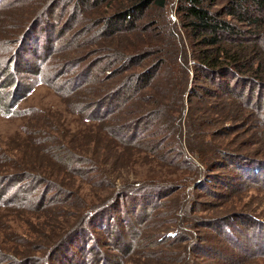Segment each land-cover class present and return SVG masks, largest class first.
<instances>
[{"label": "rangeland", "instance_id": "rangeland-1", "mask_svg": "<svg viewBox=\"0 0 264 264\" xmlns=\"http://www.w3.org/2000/svg\"><path fill=\"white\" fill-rule=\"evenodd\" d=\"M120 2L122 0H104L83 7L80 13L72 16L74 0H0V72L7 61L13 60L11 52L16 53L25 43V34L31 26L28 22L43 12L48 15L47 11L51 10L52 14L47 23L44 22L52 30L36 31V57L33 53L24 55L32 59L36 74H14L21 86H31L30 90L13 98L12 88L0 89V176L26 170L42 178L35 187L34 181V188L30 190L25 183V203L22 205L19 202L21 195H12L17 184L0 196V264H48V249L65 244L70 234L83 224L81 213L87 206L100 204L116 189L128 188L135 182L165 184L173 191L158 198L137 218L123 213L125 220H129H122V217L121 221L116 220L108 233L99 228L84 227L85 233H78L70 244L69 251L76 264H264V125L262 120H256L241 130L218 133L220 127L229 124V121L216 120L219 111L215 106L219 105V99L205 98L204 104L202 100L194 108L197 116L200 113L209 122L211 119L205 126L208 130L205 141H213L222 148L238 147L237 150L250 153L251 158L258 161L250 169L252 177L233 181L232 188L219 186L214 189L216 194H210L195 189L194 181L180 187L188 182H181L180 177L190 174L193 168L189 163V168L186 167L183 156L171 161L167 151L162 156L165 159L170 154L168 162L166 159L163 162L157 154H162L166 148L153 153L143 151L141 159L134 153L136 142L143 145L147 139L148 146L152 144V139H148L151 136L125 144L127 151L113 154L107 164L98 163V174L89 173L88 181L75 176L72 170H61V162L72 159L69 152L89 156L92 150L89 140L99 133L104 134V125L111 123L103 121L96 127L86 120L89 109H85L87 112L81 109L114 88L124 74L139 73L163 58L156 51V40L163 36L162 28L157 24H161V20L166 22L167 15L175 17L174 0H168L161 12L151 8L144 12L137 22L145 29L141 28L138 34L140 40L151 38V44L133 49L129 46L137 44L136 32L101 37L100 26L103 24L96 25L112 14ZM60 32L62 35L57 37ZM49 37L51 42L47 40V43ZM126 50L129 54H140L142 58L122 73V65L113 64L111 69L118 71V76L115 73L111 75L114 77H109L110 69H101L99 64L89 70L96 61L108 57L112 60L111 53L117 55L116 52L125 53ZM173 69L174 73L164 63L149 81L146 92H151L157 85L159 88L164 86L170 93L173 86L182 84L181 67ZM8 73L12 76L11 71ZM2 77L5 75H0V86L4 83ZM73 86H77L76 89L68 91ZM142 100L148 102L147 97ZM130 104L125 107L126 103L123 104L122 110L109 117H132L135 112ZM202 105H206L208 113H204ZM144 106L151 107L149 103ZM97 139L103 144L101 135ZM65 164L68 168L69 162ZM86 168L89 170L88 166ZM213 172L231 174L232 169L220 168ZM200 176L201 173L195 174L197 180ZM51 182L61 192L52 190L47 184ZM4 183L6 180L0 179V193ZM188 188L192 191L188 192L189 199L181 207L182 193ZM179 206L181 211L176 209ZM230 214H236L234 218L240 221L242 216L253 219L252 229L244 237L240 233H245L246 225H240V221H231V227L223 228L217 226L219 222L214 227L203 223ZM124 221L128 227H124ZM115 234H118V241H115Z\"/></svg>", "mask_w": 264, "mask_h": 264}, {"label": "trees", "instance_id": "trees-1", "mask_svg": "<svg viewBox=\"0 0 264 264\" xmlns=\"http://www.w3.org/2000/svg\"><path fill=\"white\" fill-rule=\"evenodd\" d=\"M102 1L104 0H74L72 16L80 13L83 7L94 6ZM167 2L168 0H122L112 14L100 20L102 22L96 23V25L103 24L100 26V36L111 38L116 33L136 32L137 44L129 46L130 49L150 45L151 38L140 40L138 31L145 28L137 21L148 8L161 12ZM47 12L48 15L43 12V15L28 22L31 26L25 34V43L20 45L16 53L11 52L13 60L7 61L0 72V75H5L1 78L4 85L1 84L0 89L12 88L13 98L24 95L31 88V86L22 87L19 78L14 74L25 72L36 74L37 69L32 59L24 55L30 56L33 53L36 57V48H38L36 31L52 30L50 26L44 24L49 20L51 10ZM173 13L174 18L167 15L169 17L166 22L161 20V24H157L162 28L163 36L159 41L156 40V51L163 55V58L139 73L124 74L114 88L101 94L82 109L78 106L85 112H87L85 109H89V117L86 120L94 123V126L103 124V121L111 123L104 125V134L99 133L91 141L88 139L92 144L90 146L92 155L69 152L72 159L63 160L61 170H72L75 176L88 181L89 173L98 172L99 168L96 166L98 163L107 164L113 154L119 155L122 151H127L124 148L125 144L134 143L137 138L151 136L148 139H152V144L147 146V139L143 145L137 141L135 144L137 151L134 153L141 159L140 154L143 151L153 153L154 150L166 148L162 154H157V158H161L163 162L166 160L168 162L170 154L171 161L182 159L183 156L187 164L189 163L193 168L190 166L192 168L190 174L180 177L181 182L188 181L180 187L194 181L195 189L214 194L216 187L232 188L233 181L252 177L253 172L251 173L250 169L258 161L251 158L250 153L237 150L238 147L222 148L213 141H205L208 137L205 126L210 124L211 119L209 122L200 113L197 116L194 108L196 109V104H201L205 98L219 99V105L215 106L219 111L216 120L229 121V124L220 127L218 133L229 134L241 130L242 127H248L256 120H262L264 125V0H174ZM143 31L147 33L146 30ZM61 35L60 32L57 37ZM47 40L51 42L50 37L46 42ZM116 53L118 56L111 53L112 60L107 56L108 58L98 60L99 63L96 61L89 70L99 64L101 69H110L107 75L114 77L111 75L117 73L115 76H118V71H112L113 64L122 65L123 70L120 71L122 73L131 66L137 65L142 58L140 54H129L127 50L125 53L120 51ZM164 63L169 66L172 73L174 67H181L184 82L179 86H173L170 93L164 86L159 88L157 85H154L153 92H146L149 81ZM32 64L34 70L31 69ZM8 71L12 72V76L7 74ZM158 83L162 84L161 81ZM76 87L73 86L68 91L72 92ZM145 97L148 102L142 100ZM125 103L124 107L132 103L129 105L135 112L132 117H109L112 113L122 110L124 108L122 105ZM146 103L151 107L146 108L144 106ZM202 103L204 104V100ZM202 107L204 113H208L206 105ZM99 135L103 144L98 142ZM63 145H60V148L65 150ZM167 151L170 154L165 160L162 155ZM67 162H69L68 168L65 164ZM187 164L186 167L189 168ZM229 167L232 169L231 174L213 172L216 169ZM197 172L201 173L198 180L195 177ZM39 178L42 179L38 174L26 170L0 176V179L6 180L0 196L5 195L7 189L17 184L12 195L16 193L21 195L19 202L22 205V202L25 203L26 184H28L27 190L33 189L41 183ZM47 184L52 190L57 189L61 192L52 182ZM172 191L173 188H168L165 184L135 182L128 188L124 186L116 189L111 197L105 196L100 204L87 206L81 213L84 216L83 224L80 223L77 230L70 234L65 244L60 246L58 244L48 249V264H76L69 249L78 233H85V228L91 227L108 233L117 221H121V217L122 220L126 219L122 216L123 213L137 218L140 212L145 213L149 207L151 208L158 198H163ZM191 191V188L183 191V200L179 202L181 207L189 199L188 192ZM60 202L62 203V200ZM189 203L190 200L188 205ZM176 209L181 211L180 206ZM234 217L236 214L223 215L220 218L207 219L203 223H206L205 226L214 227V224L219 222L217 226L231 227V221L234 223L240 221ZM252 220L251 217L242 216L239 224L246 225L247 231L240 233L243 237L252 229ZM125 221L124 227H128ZM114 238L118 241V234H115ZM83 259L85 260V257Z\"/></svg>", "mask_w": 264, "mask_h": 264}]
</instances>
